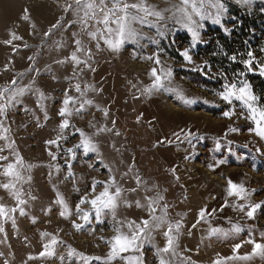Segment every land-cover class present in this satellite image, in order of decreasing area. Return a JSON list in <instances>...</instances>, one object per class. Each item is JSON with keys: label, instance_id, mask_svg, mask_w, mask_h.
<instances>
[{"label": "rangeland", "instance_id": "1", "mask_svg": "<svg viewBox=\"0 0 264 264\" xmlns=\"http://www.w3.org/2000/svg\"><path fill=\"white\" fill-rule=\"evenodd\" d=\"M145 2L167 17L171 12L164 10L179 4L180 0ZM66 3L74 4V0H0V89L13 87L10 83L13 79L17 80L19 86H30L32 89L24 96L17 97L13 105L7 108L6 118L0 116L3 128L8 129L7 132L0 130V134L7 135L8 140L14 142V153L24 160L23 175L30 177L21 188L23 198L28 201L23 206L25 214L21 215L19 211L12 214L15 224L11 219L0 221L5 229L0 233V264H83L78 256H68L69 247L84 256L105 258L109 248L100 238L106 240L113 235L111 216H106L102 224L93 223L84 230L76 231L70 220L60 217L59 205L54 201L59 192L74 208L80 197L90 190L93 179L103 181L108 178L109 169L126 189L124 197L129 202L140 200L143 203L145 187L156 186L169 205V218L182 220L184 227L172 264H212L218 253L220 256H231L233 245L237 243L243 244L238 252L240 256L251 253L252 245L244 241L251 237L257 242H264L261 239L264 234V209L257 210L254 219H248L235 207L245 202L227 197L225 190L230 179L248 190V202L264 201V141L249 131L252 125L248 121L236 117L225 119L222 113L229 106L215 95V92L222 90L224 83L219 74L223 73L231 79L235 72L242 70V65L228 58L227 62L216 56L215 61L210 59L211 53H219L215 47L219 42L213 40L218 39V35L214 31L231 38L238 27V19L233 15L234 8L260 19V16L264 17V0H249L247 4L242 0L239 3L237 0H222L226 8L222 23L231 30L229 34L219 25L205 22L202 39L206 43L197 46L193 59L196 64L205 60L211 64L214 76L211 79L188 71L183 65L177 50L188 46L190 36L186 31L179 30V26L171 20L160 24L166 32L163 39L156 35L155 27L142 29L144 34L157 39L159 45L141 39L138 44L126 43L118 53H112L108 50L95 52L94 43L90 44L95 53L91 62L94 71L84 68L83 72L74 74L70 62H58L66 61L74 51L72 33L79 32L75 24L71 28L66 27L74 20L71 12L64 11ZM26 15L27 20L23 18ZM58 21L60 26L53 28ZM259 21L254 29L258 39L255 42L247 39L245 44L238 45L235 54L238 60L246 58V53L252 51L258 60L264 62V51H261L264 49V19ZM49 30L52 35L45 38L44 33ZM12 34L22 39L6 44L5 41L11 40ZM80 38L89 43L83 33H80ZM212 41L215 46L210 47ZM158 46L164 50L162 59L174 69L172 86L178 88L186 99H194L195 103L186 105L175 93L164 91L150 97L142 94V89L150 84L147 73L152 67L142 57L152 55ZM21 73L24 75L21 76ZM251 76L261 77L249 73L248 81ZM78 82L82 89L85 85H91L84 97L74 90ZM68 89H72L70 96L92 101L81 114L71 117V124L92 136L100 155H84L78 150L76 159L70 161L74 178L65 179V159L61 155V158L53 161L48 155L46 141L55 139L58 134L61 122L58 113ZM41 92L46 99L42 102L43 107H38ZM100 109L107 110V117ZM229 125L238 131L229 132ZM100 127L112 131L94 135ZM182 130H190L200 138L194 139L191 144L186 141L181 143ZM73 131H67L68 139L61 142L62 148H71L79 143L78 135L71 134ZM174 133H180L181 140ZM216 142L221 145L219 151L215 150ZM5 143L0 140V146ZM51 150L56 151L54 147ZM0 154L9 155L7 151ZM185 156L191 158L185 159ZM9 158L13 157L10 155ZM220 160L225 163L218 165ZM209 165L213 168H209ZM57 166L60 172L56 171ZM173 168L179 181L171 173ZM137 177L141 180L139 186ZM3 182H7V179L0 176V183ZM77 188L79 191L75 190ZM132 188H137V191H127ZM147 195H155V192ZM225 202L228 206L220 211ZM0 204L7 209L17 207L13 193L3 188H0ZM202 208L209 212L212 209L217 211L214 216H206L196 228H192ZM117 218L138 220L146 218V213L135 206L129 208L121 204L117 209ZM229 221L239 224L243 231L228 238L208 237L211 227L228 229ZM44 232L50 235L42 238L41 233ZM52 235L63 243L57 245L55 256L39 258L43 245ZM164 244L162 232L153 233L152 241L145 242L143 247L144 264H159L155 253ZM30 256L37 258L30 260ZM91 264L99 262L93 260ZM113 264H123V261L116 260ZM229 264H264V257L255 255L248 260Z\"/></svg>", "mask_w": 264, "mask_h": 264}, {"label": "snow or ice", "instance_id": "2", "mask_svg": "<svg viewBox=\"0 0 264 264\" xmlns=\"http://www.w3.org/2000/svg\"><path fill=\"white\" fill-rule=\"evenodd\" d=\"M241 2V0H237ZM247 4L249 0H242ZM215 10L214 12L212 10ZM65 12H71L74 20L66 27L71 28L73 24L79 27V32H73L74 37V51L66 58L73 66L74 74L77 71L83 72L84 68L89 71H94L92 68L93 47L90 44L94 43L95 52L108 50L112 53H118L126 43H139L141 39L150 40L151 43L159 45V41L153 37L147 36L142 32L144 27L156 28V35L160 38H165L166 32L160 27L161 22L171 20L174 25L179 26V30L186 31L190 36V43L182 50L178 49L177 54L182 59L183 65L188 71L200 73L201 75L208 76L209 79L214 78L212 74L211 64L205 60L201 64H196L193 56L194 50L198 45L206 43L202 39V29L205 27V22L210 21L214 25H219L224 28L226 34L230 33V29L225 28L222 23V16L226 12V8L222 0H180L179 4H174L172 8L165 9L166 12H171L170 16H165L161 11L156 10L153 6L148 5L145 0H137V2H129V0H74L73 3H66ZM25 20L28 16L23 17ZM151 18V19H150ZM60 26L59 21L53 25V28ZM173 31V29H168ZM80 33L87 37L89 43H85L80 38ZM52 35L51 30L44 33V37L48 38ZM22 39V37L12 34L11 40L5 41L6 44H11L12 40ZM59 43V42H58ZM62 46V45H61ZM264 51V49H261ZM215 54V53H214ZM164 50L157 47V50L149 56L142 57L146 62H149L152 67L148 70V77L150 84L142 89V94L151 96L156 92L164 91L175 93L177 97L186 105H191L196 101L194 99H186L182 92L172 86L174 78V69L170 64H167L162 59ZM226 55V54H225ZM234 63L242 65V70L235 72L233 77L229 79L225 74L220 73V78L224 81L221 88L222 90L215 92V95L228 105V109L223 111L222 116L225 119L232 120L233 117L248 121L252 127L249 131L264 141V104L260 103L261 98L257 96L247 80L249 73L258 74L264 77V62H261L254 56L252 51L246 53V58L237 59V56L232 55L228 57ZM32 60V57H29ZM83 65V68L81 67ZM191 66V67H188ZM7 70V69H6ZM24 74L21 73V76ZM13 87L0 89V116L6 118L7 108L16 101L17 97H22L25 93L32 91L30 86H19L17 80L13 79L11 82ZM91 85H85L82 89L81 84L78 82L74 85V90L80 97H84ZM72 89L65 91V99L62 101V107L59 110L61 122L58 126L59 131L55 139L46 141L49 148L48 155L53 161L58 160L63 155L67 167V176L65 179L74 178L72 172V165L70 161L76 159L77 151H81L84 155L89 153H96L99 157V149L97 143L93 140L92 136L87 135L82 129L75 128L71 124V117L73 115L81 114L87 105H91L90 99L78 100L76 96H70L69 92ZM40 103L38 107H43V100L46 99L41 92ZM208 103V101H204ZM237 104L240 111L237 112ZM74 105H78L73 107ZM219 107V105H213ZM103 111L105 117L108 112L106 109ZM139 120V118H138ZM115 123V122H113ZM69 129H74L72 135L79 137V143L71 148H62V141H67L66 135ZM0 130L7 132L8 129L3 128V121H0ZM112 131L106 127L97 128L94 135H99L101 132ZM183 131V130H182ZM229 132L238 131L237 128L229 125ZM119 135V133H116ZM178 140H181L180 133H174ZM227 135V134H225ZM200 137L193 134L190 130L183 131V139L181 143H192L194 139L198 140ZM0 140L5 141L4 146H0V153L7 151L9 155L0 154V176H4L7 182L0 183V188L5 191H11L16 201L17 207L7 209L3 204H0V221L12 220L15 224V219L12 214L19 211L21 215L25 214L24 205L28 203L23 198L24 193L21 190L23 183L30 180L23 175L24 160L18 153H14L13 143L8 140L7 135L0 134ZM163 143V141H161ZM168 143H171L169 141ZM55 148L53 152L51 149ZM245 147H247L245 145ZM221 145L216 142V151H219ZM231 152V150L229 149ZM259 152L260 149L258 148ZM13 158L10 159L9 156ZM195 153H192L194 156ZM185 159H190L191 156H185ZM102 163V160L100 161ZM225 163L220 160L217 164ZM28 167H31L30 165ZM91 167V165H90ZM107 167V166H105ZM213 168L212 165L208 166ZM56 171L60 172L59 166ZM172 175L177 181L179 176L176 175V169L171 170ZM136 183L139 186L141 180L136 178ZM17 185L21 187L18 188ZM99 189V190H98ZM79 191V189H75ZM124 189L116 180V177L111 174L109 169V176L106 180L98 181L93 179L90 190L80 197L79 201L75 204L74 208L70 207L64 197L57 192L55 204L59 205V215L62 219L70 220L72 227L76 231L84 230L90 227L93 223L102 224L106 216H111L112 219V232L113 235L108 239L101 237L100 239L107 244L109 251L105 258L99 256L88 257L82 253H77L74 249L69 247L68 256L76 255L83 264H91L93 260L98 261L99 264H113L114 261H123V264H144L143 247L145 242H151L153 233L162 232L165 239L163 248H157L155 255L158 258L159 264H172V258L177 255L176 247L178 238L184 227L181 219L172 220L169 218V205L165 197L160 193L156 186L145 187L144 202L140 200L129 202L124 197ZM127 191L136 192L137 188H132ZM226 195L229 198L234 197L237 201H244L245 203L236 204V209L244 213L248 219H254L257 210L264 209V201L260 203L248 202L250 193L242 184H236L230 179L227 181ZM149 192H155V195H147ZM35 199V197H32ZM124 204L131 208L135 206L142 209L146 213V218L125 219L120 220L117 218V209ZM228 204L225 202L224 206L220 208L223 211L224 207ZM216 209L209 212L206 208H202L192 228H196L198 224L205 220L206 216H214ZM74 217V219H73ZM79 221V223L77 222ZM35 223V220L33 221ZM230 227L228 229L220 227H211L208 232V237L228 238L230 235L239 234L243 231L239 224H232L229 221ZM3 223H0V233L4 232ZM49 233H41V237L49 236ZM264 241V234L261 237ZM63 242L57 236L52 235L50 240L43 245V250L39 253V258H50L56 255V247ZM244 243L252 245V251L249 254L240 256L239 249L243 246L241 243L233 245L231 256H220L213 260L212 264H229L234 261H245L255 255L264 257V242H257L251 237L244 241ZM37 257L30 256L29 259H36ZM63 261V257H60Z\"/></svg>", "mask_w": 264, "mask_h": 264}, {"label": "trees", "instance_id": "3", "mask_svg": "<svg viewBox=\"0 0 264 264\" xmlns=\"http://www.w3.org/2000/svg\"><path fill=\"white\" fill-rule=\"evenodd\" d=\"M233 15L238 19V27L233 32L231 38L224 36L219 31H214V33L218 35V39L213 40L218 41L219 44L218 46H215L212 41V45H210V47L215 46L219 49V53H211V61H215L216 56V58L222 60L223 62H227V58L229 56L237 53L238 45L241 46L242 44H245L247 39H251L254 42L258 39L257 32L254 33L256 30L255 27L260 23L259 20L262 21L264 19L263 16H260V19L254 18L249 14H243L237 8H234ZM249 78L255 94L261 98V104H264V79L258 76H251Z\"/></svg>", "mask_w": 264, "mask_h": 264}, {"label": "bare ground", "instance_id": "4", "mask_svg": "<svg viewBox=\"0 0 264 264\" xmlns=\"http://www.w3.org/2000/svg\"><path fill=\"white\" fill-rule=\"evenodd\" d=\"M172 108V107H171ZM178 115V114H177Z\"/></svg>", "mask_w": 264, "mask_h": 264}]
</instances>
